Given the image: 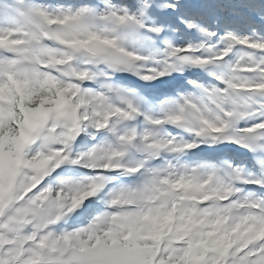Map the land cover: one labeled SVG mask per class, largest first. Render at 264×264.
<instances>
[{
  "label": "snow or ice",
  "instance_id": "1",
  "mask_svg": "<svg viewBox=\"0 0 264 264\" xmlns=\"http://www.w3.org/2000/svg\"><path fill=\"white\" fill-rule=\"evenodd\" d=\"M0 264H264V0H0Z\"/></svg>",
  "mask_w": 264,
  "mask_h": 264
}]
</instances>
